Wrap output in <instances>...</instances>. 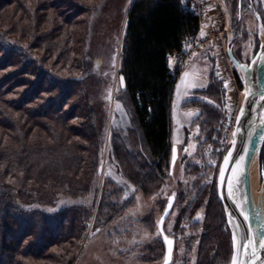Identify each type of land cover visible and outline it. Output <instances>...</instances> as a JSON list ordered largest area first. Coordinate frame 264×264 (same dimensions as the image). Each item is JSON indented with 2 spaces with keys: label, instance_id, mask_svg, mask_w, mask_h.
I'll list each match as a JSON object with an SVG mask.
<instances>
[{
  "label": "rangeland",
  "instance_id": "374dc122",
  "mask_svg": "<svg viewBox=\"0 0 264 264\" xmlns=\"http://www.w3.org/2000/svg\"><path fill=\"white\" fill-rule=\"evenodd\" d=\"M74 1L81 9L62 6L61 2L58 3L56 0H0V29L6 31L12 39L30 45L40 64L52 66L65 78L68 68L59 62V50L49 52V45L55 40L59 44L63 42L65 29L75 32L77 37H80V41L88 39L89 55H106L110 47L115 46L118 54L112 84L113 96H115L116 89L121 83L118 69L125 22L129 7L134 0ZM24 2L32 9L40 5L32 17L31 13L26 16L22 12L19 5ZM248 3V0H245L241 15L237 11L236 0H196L198 7L203 8H201V11H204L202 17L207 19L201 37L205 39L208 37L213 43L210 42L209 48L193 57L177 80L172 100L174 136L172 142H175L178 148V157L175 164H171L170 173L166 174L163 181L152 187L150 192L143 191L141 185L134 188L126 180L123 174L126 171L122 161L123 155L118 156L116 153L113 159L116 166H113L114 162L110 164L112 145L120 144L124 147L128 145L134 148L131 132L120 129L124 125L131 124L127 115L125 120L121 119V115H117L115 122L116 128L119 129L115 130V139L111 141V123L117 112L114 101L109 103V108L101 113L99 119L101 120L100 136L96 146L97 153H94L95 160L98 158L102 165L99 174L93 169L89 177L86 168L75 176L67 174L76 181L84 182V179L89 181L91 190L88 193L77 194L67 185L65 190L60 188L54 194L49 193L52 183L48 179L42 181L41 177H38L40 163L38 168L31 172L30 177L22 174L21 171L4 176L10 184L16 186H21L22 182L26 181L24 183L29 189L24 192L27 195L26 203L29 204L26 208L29 210L38 209L46 215H54L78 207L86 209L91 214L90 218L81 224L84 233L75 245L77 249L73 250L71 243L75 239L64 240L66 232L60 229V225L54 231L50 230L52 234L44 233L41 238V233L35 228L28 226L19 233L20 225L16 227L9 221L11 229L7 228L2 236L4 235L6 240H11L15 233L14 239L12 238L15 242L11 245L13 250L7 248L5 255L7 261L8 258H13L11 260H15L18 264L21 261L31 264H62L59 260L54 261V258L58 255L62 259L65 253L70 251L69 258L74 255L72 264H163L165 244L159 232V221L170 196H174L175 204L164 224V233L174 240L170 264H199L208 210L214 189L217 192L219 168L234 138L237 102H243L246 96L242 72L235 64V67L232 65L235 69L230 70L221 41L227 40L236 59L247 64L253 59L264 38V0H254L252 7H249ZM218 5L222 6L227 15L226 27L224 21L220 19ZM95 8L99 14L93 18L91 33L87 38L89 18ZM48 34L51 36H47ZM73 46L78 48L74 54V57L78 58L83 46L76 43ZM10 57L6 66L3 64L0 69V88L5 90L3 95L5 103L15 104L16 107L7 106L2 110L14 116L17 127L10 131L0 127V152L12 146L21 148V140L16 144L11 143L15 137L19 138L17 133H20V127H23L24 132L26 131V137L23 139L26 144L35 145L40 138H46L49 145L54 144L48 128H56L60 133L62 130L56 120V113L65 114L64 120L67 125L63 126V129L67 130V127H70L77 130V133L72 134L73 137L70 135L67 141L82 143L84 138L81 135L85 134L90 122L83 116L85 112L81 92H77L74 88L69 91L64 90L53 82L38 84L39 76L35 77L32 73L29 75L30 67L26 69L20 64L18 57L13 56L12 59ZM211 75L222 81L224 90L223 103L220 106L223 128L217 147L207 141L198 122L199 119L196 120L200 110L193 104L195 101L192 99L194 90L205 88L209 84ZM230 76H234L237 80V87L234 86L232 79L233 88H227L226 81L230 80ZM194 84L196 86H193ZM52 103L55 104L52 108L41 109ZM94 104L98 102L94 101ZM34 108H40L32 120L35 124L31 123L29 116H26V110ZM1 116L0 112V119ZM65 130H62L63 135L66 134ZM228 136H232V141L228 140ZM5 163L7 162L0 161V176L6 171ZM258 169L261 184L260 171L264 170V150ZM106 188L116 189L123 195L118 201L119 210L112 218L103 222L99 219L102 215L100 206ZM41 194L47 196L48 203L45 205L37 204ZM61 221L63 222L61 226H70L64 219ZM228 229L230 231L229 227ZM19 237L21 239L18 240ZM9 245L6 242V246ZM14 250L19 256L22 252L26 257H15Z\"/></svg>",
  "mask_w": 264,
  "mask_h": 264
},
{
  "label": "trees",
  "instance_id": "16d2710c",
  "mask_svg": "<svg viewBox=\"0 0 264 264\" xmlns=\"http://www.w3.org/2000/svg\"><path fill=\"white\" fill-rule=\"evenodd\" d=\"M56 1L68 8L76 10L80 8L74 0ZM19 6L26 16L31 13V17L40 7L37 5L32 9L25 2L20 3ZM96 8L93 9L89 18L87 38L91 33L93 18L99 14ZM198 29V18L186 10L182 0H134L127 13L119 56L118 74L120 81L121 77L123 78V82L117 87L115 96H113L112 88L118 60L115 46L110 47L106 55H89L90 42L88 39L80 41V37H77L75 32L65 29L63 42L59 44L55 40L49 45V52L59 50L58 60L62 66L66 65L68 68V75L66 74L65 78L59 75L52 66L40 64L30 45L12 39L6 31L0 29V69L3 64L6 66L9 56L18 57L22 66L26 69L30 67L29 75L32 73L35 77L39 76L38 84L53 82L64 90L76 89L83 97L82 106L85 112L83 116L90 122L85 134L81 135L84 138L82 143H70L67 140L70 139V135L77 133V130L70 127H67V130L63 129V126L67 125L64 120L65 114L56 113V120L66 134L63 135L62 130L60 133L56 128H48L54 144H47L46 138H40L35 145L26 144L23 141L26 131L24 132L23 127H20L21 131L17 133L19 138L13 137L15 140H11V143L16 144L18 140H21L22 145L19 144L21 148L12 146L0 152V161L7 162L5 163L6 171L0 176V264H18L15 260H11L13 258H8L7 261V256L5 257L7 248H10L8 249L10 251L13 250L11 245L15 242L13 240L15 233L11 240H6V237L2 236L7 228L11 229L9 221L16 227L20 225L19 233L26 230L28 226L35 228L41 233V238L44 233L52 234L51 231L60 225V229L66 232L64 240L75 239L71 245L72 250L77 249L75 245L84 233V227L81 224L90 218V212L78 207L69 208L54 215H46L38 209L29 210L26 208L29 204L26 203L27 195L24 192L29 189L24 183L26 181H23L21 186H16L10 184L4 176L11 172L21 171L22 174L30 177L31 172L38 168L40 163L38 177L40 176L42 181L48 179L52 183L49 193L54 194L60 188L65 190V185L70 190H75L77 194L88 193L91 190L89 181L85 179L84 182L76 181L67 174L75 176L81 174L85 168L88 170L87 176L89 177L93 169L99 174L102 165L98 158L96 161L94 157V153H97L96 146L101 129L99 119H101V113L109 108L111 101H114L117 110L114 114V121L111 123V141L115 139V130L119 129L116 128L115 122L117 115H121L122 120H125L127 115L131 119H129L131 124L124 125L120 129L131 132L134 148L128 145L126 147L120 144L112 145L110 164L114 162L113 166H116L113 160L116 153L118 156L123 155L122 161L126 168L125 172L122 171L124 177L134 188L141 185L145 192H150L152 187L163 181L166 174L170 173L174 155L173 148L176 146L175 142H172L174 139L172 100L178 79L170 74L167 58L172 52H180L184 44L195 36ZM49 35L51 36V34L47 36ZM74 43L83 46L78 58L74 57L78 51L77 45L73 46ZM4 93L5 90L0 88V112L2 113L0 127L10 131L15 126L17 127V123L14 116L6 114L2 109L7 106L14 108L16 105L6 104ZM223 97V83L214 75L209 77V84L205 88H196L192 96L195 101L193 104L200 110L196 120L199 119L198 122L207 141L212 142L216 147L220 143L223 128V115L220 109ZM94 101L98 104H94ZM54 105L52 103L41 109H50ZM39 109L26 110V116H29L31 123L35 124L32 120ZM18 149L21 150L15 153ZM106 162L109 164L108 161ZM121 193L113 188L104 190L100 206L102 210L100 220L106 222L119 210L118 201L123 195ZM46 197L39 195L37 204L48 203ZM211 199L199 264H230L231 234L215 189ZM62 219L70 226H61ZM6 242L10 244L8 247ZM14 252L15 257H26L22 252L20 256L17 251L14 250ZM69 255L70 251L66 252L62 259L54 255L56 256L54 261L59 260L62 264H72L74 255H71V259ZM20 264L31 263L21 261Z\"/></svg>",
  "mask_w": 264,
  "mask_h": 264
},
{
  "label": "water",
  "instance_id": "95a60500",
  "mask_svg": "<svg viewBox=\"0 0 264 264\" xmlns=\"http://www.w3.org/2000/svg\"><path fill=\"white\" fill-rule=\"evenodd\" d=\"M229 55L235 63L236 67L242 72L246 96L243 104L238 112L235 135L230 144L220 168H224V159L231 156L233 159L240 160V165L244 167V176L239 184V191L233 198H228V194L223 193L224 198H221L223 189L220 187L219 173L217 178V195L221 205L223 206L225 219L231 231V240L233 247V255L237 254L234 248V237L237 243L247 244L249 241L253 242V250L256 253L255 264H264V248L258 246L261 238H264V197L263 189H260L258 194L251 189V175L255 165H260L261 154L264 148V38L255 53L253 59L249 63H241L238 61L229 48ZM234 142V143H233ZM174 155L172 165L175 164L178 157V148H173ZM243 158V159H240ZM233 165L229 164L231 168ZM239 172V167H237ZM228 173H225L227 177ZM264 183V170L260 171ZM175 204V197L170 196L166 205L165 211L159 221V232L165 244V258L163 264H170L172 260L174 240L166 234L161 233L160 222L163 219V229L166 220L168 219L173 206ZM167 213V215H165ZM173 241L169 246L164 237ZM171 247V252L169 251ZM232 257L231 262L232 264ZM238 260L243 264H252L249 257L239 254Z\"/></svg>",
  "mask_w": 264,
  "mask_h": 264
},
{
  "label": "built area",
  "instance_id": "2783aa9c",
  "mask_svg": "<svg viewBox=\"0 0 264 264\" xmlns=\"http://www.w3.org/2000/svg\"><path fill=\"white\" fill-rule=\"evenodd\" d=\"M182 3L186 10L196 16L199 21V29L198 32L195 34L194 37H192L188 42H186L180 52H172L171 54L168 55V66H169V71L170 74L175 78L178 79L182 71L187 67L188 63L192 61L193 57L197 55L201 51H205L208 46L213 43L209 38L207 37L206 39L201 37V33L204 30L203 25L206 23L207 19L206 17H202V13L204 11H201V8L198 7L199 5L196 4V0H182ZM209 4V3H207ZM210 5V4H209ZM217 7V6H216ZM203 9V8H202ZM217 9H219L220 12V19L221 21L223 20L225 23V27L227 25V15L223 11V8L221 5H218ZM211 42V43H210ZM222 46H223V51H224V57L227 62V64L230 67V70H234L235 65L229 56V42L227 40L224 41V39L221 41ZM234 65V67H232ZM232 79L234 80L233 83L235 84L234 86L237 87V80L235 79L234 76H230V80L227 83V88H233V85L231 84ZM231 84V85H230ZM240 102V103H239ZM243 102L238 101L237 102V110H236V119L238 112L242 106ZM236 122V120H235ZM228 140L232 141V136H228ZM231 143V142H230Z\"/></svg>",
  "mask_w": 264,
  "mask_h": 264
},
{
  "label": "snow or ice",
  "instance_id": "6c2138e0",
  "mask_svg": "<svg viewBox=\"0 0 264 264\" xmlns=\"http://www.w3.org/2000/svg\"><path fill=\"white\" fill-rule=\"evenodd\" d=\"M122 82H123V78L121 77V83ZM193 86L196 85L194 84ZM229 164H232L233 166L229 168L228 167ZM224 165L225 167L219 170L220 187L223 189L221 198L222 199L224 198L223 193L225 192L228 194V198H233L235 194L239 191V184L244 176V167L240 165V160L232 158L231 153H229V156L224 159ZM237 167H239V172H237ZM226 172L228 173L227 177L225 176ZM165 215H167V213H165ZM160 227H161V233H163L164 231L163 219L160 222ZM164 239L167 241L169 246L172 245L173 241L168 240L166 236L164 237ZM258 246L260 248H264V238H261V240L258 242ZM234 248L237 250V254L233 255L232 264H243V262L238 260L237 258L239 254H243L244 256L249 257V259L252 260V264H255L254 258L256 256V253L253 250L252 241H249L247 244H241V243H237L234 237ZM169 251L171 252V247Z\"/></svg>",
  "mask_w": 264,
  "mask_h": 264
},
{
  "label": "bare ground",
  "instance_id": "6f19581e",
  "mask_svg": "<svg viewBox=\"0 0 264 264\" xmlns=\"http://www.w3.org/2000/svg\"><path fill=\"white\" fill-rule=\"evenodd\" d=\"M251 189L255 193V195L258 194L260 189L264 190V183L259 181V169L258 166L255 165L252 170V175H251ZM263 197H264V191H263Z\"/></svg>",
  "mask_w": 264,
  "mask_h": 264
},
{
  "label": "flooded vegetation",
  "instance_id": "af4514ba",
  "mask_svg": "<svg viewBox=\"0 0 264 264\" xmlns=\"http://www.w3.org/2000/svg\"><path fill=\"white\" fill-rule=\"evenodd\" d=\"M247 1V0H246ZM248 6L249 7H252V6H254L253 4H254V0H248ZM236 3H237V11L239 12V14H243V10H244V4H245V0H236ZM246 8V7H245ZM240 15V16H241ZM257 16V15H256ZM257 18H258V16H257ZM229 19H230V17H229ZM258 20H259V18H258Z\"/></svg>",
  "mask_w": 264,
  "mask_h": 264
},
{
  "label": "crops",
  "instance_id": "0c3cea01",
  "mask_svg": "<svg viewBox=\"0 0 264 264\" xmlns=\"http://www.w3.org/2000/svg\"><path fill=\"white\" fill-rule=\"evenodd\" d=\"M194 71H195V70H194ZM181 75H182V74H181ZM181 75H180V76H181ZM180 76H179V77H180Z\"/></svg>",
  "mask_w": 264,
  "mask_h": 264
}]
</instances>
